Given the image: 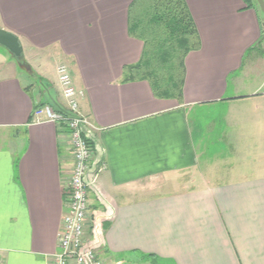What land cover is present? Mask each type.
I'll return each mask as SVG.
<instances>
[{
  "label": "crops",
  "instance_id": "crops-1",
  "mask_svg": "<svg viewBox=\"0 0 264 264\" xmlns=\"http://www.w3.org/2000/svg\"><path fill=\"white\" fill-rule=\"evenodd\" d=\"M133 1L0 0V29L23 48L19 60L0 46V264L58 252L73 152L65 123L32 116L66 113L61 64L95 129L85 233L101 226L105 264H264V14L185 0L201 48L179 103L123 81L144 50L129 34Z\"/></svg>",
  "mask_w": 264,
  "mask_h": 264
},
{
  "label": "trees",
  "instance_id": "trees-1",
  "mask_svg": "<svg viewBox=\"0 0 264 264\" xmlns=\"http://www.w3.org/2000/svg\"><path fill=\"white\" fill-rule=\"evenodd\" d=\"M258 8L256 0H245ZM129 34L144 43L137 64L123 69V81H147L155 97L183 102L187 56L201 40L185 0H134L128 11ZM145 261L158 264L148 255Z\"/></svg>",
  "mask_w": 264,
  "mask_h": 264
},
{
  "label": "built area",
  "instance_id": "built-area-1",
  "mask_svg": "<svg viewBox=\"0 0 264 264\" xmlns=\"http://www.w3.org/2000/svg\"><path fill=\"white\" fill-rule=\"evenodd\" d=\"M58 84L67 104L66 113L55 110L50 105L35 109L33 124L65 123L68 129L74 165L67 182V211L63 216V227L58 234V252L53 264H105L99 257L104 245L102 228L94 224L93 237L88 239L85 222L89 215V189L94 187L93 175L97 167L93 164L94 126L81 114L80 99L83 93L74 85L67 65L57 67ZM264 95V92H263Z\"/></svg>",
  "mask_w": 264,
  "mask_h": 264
},
{
  "label": "water",
  "instance_id": "water-1",
  "mask_svg": "<svg viewBox=\"0 0 264 264\" xmlns=\"http://www.w3.org/2000/svg\"><path fill=\"white\" fill-rule=\"evenodd\" d=\"M256 1L264 14V0ZM0 46L10 51V53H12L17 59L22 60L23 48L19 39L15 35L0 29ZM21 64L28 67L23 61H21Z\"/></svg>",
  "mask_w": 264,
  "mask_h": 264
},
{
  "label": "rangeland",
  "instance_id": "rangeland-1",
  "mask_svg": "<svg viewBox=\"0 0 264 264\" xmlns=\"http://www.w3.org/2000/svg\"><path fill=\"white\" fill-rule=\"evenodd\" d=\"M218 112H219V109H217V110L216 109H212V112L211 113L213 115H217ZM170 189H172V187H170Z\"/></svg>",
  "mask_w": 264,
  "mask_h": 264
}]
</instances>
